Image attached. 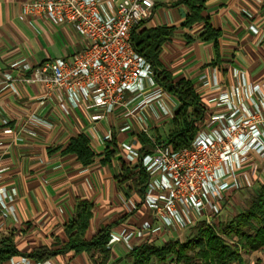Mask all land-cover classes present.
<instances>
[{
	"label": "crops",
	"instance_id": "0c3cea01",
	"mask_svg": "<svg viewBox=\"0 0 264 264\" xmlns=\"http://www.w3.org/2000/svg\"><path fill=\"white\" fill-rule=\"evenodd\" d=\"M25 1L0 0V78L5 73L12 76L18 73L8 67L10 62L33 65L58 56L70 58L84 46L78 35L71 47L66 46L62 52L52 50L53 24H66L76 31L70 24L50 23L43 17L21 18ZM114 1L104 3L111 8ZM152 1L153 7L138 23L141 28L173 27L171 36L162 44L159 60L174 81L185 79L192 83L205 110L202 124L209 114L225 110L223 105L208 101L211 97L229 93L242 83L264 84V0H206L202 15L219 31L216 45L199 37L203 22L182 26L187 7L181 0ZM34 32H43L48 45L38 38L35 42ZM214 77L216 85L212 84ZM158 88L161 95L143 108L129 112L139 96L130 102L128 109H116L96 121L91 114L97 109L81 99L68 103L62 97L64 108L54 97L46 96L40 102L43 88L39 84L14 82L9 87L0 86V192L5 193L2 201L8 206L3 207L0 201V238L12 235L21 253L39 246L59 249L66 241L64 226L80 200L94 205L84 234L87 240L113 222L116 223L110 231L122 225L139 226L150 219L151 211L143 198L130 185L119 184L116 175L121 173V160L129 166L137 164L136 160L125 159L120 148L122 142L131 143L139 151L145 147L141 136L152 144L150 149L164 144L170 120L180 103L157 82L153 86L146 83L143 94ZM137 116L145 127L143 132L134 122ZM125 123H130L131 129L119 131ZM109 131L119 151L109 163H102L106 143L101 137ZM79 134L88 138L95 152L89 165L81 164L74 154L63 152L70 139ZM250 160L237 172L238 186L227 191L253 184L259 161L264 158L250 155ZM244 171L252 182L250 185L245 184ZM107 248L110 259L119 258L113 247ZM117 248L124 253L122 247ZM21 255L25 254L14 256ZM48 259L53 264H103L97 251L67 250Z\"/></svg>",
	"mask_w": 264,
	"mask_h": 264
},
{
	"label": "built area",
	"instance_id": "2783aa9c",
	"mask_svg": "<svg viewBox=\"0 0 264 264\" xmlns=\"http://www.w3.org/2000/svg\"><path fill=\"white\" fill-rule=\"evenodd\" d=\"M152 7V0H115L111 8L104 0L25 1L21 18L34 15L70 24L84 46L70 58L56 57L33 65L10 62L8 67L18 73H5L0 78L1 88L14 82L39 84L43 88L40 102L46 96L59 103L62 97L68 103L81 99L97 109L91 114L96 121L116 109H128L139 96L129 112L143 108L160 96L161 90L143 94L146 83L153 86L156 81L151 63L134 50L130 31ZM217 82L214 77L212 84ZM208 101L223 105L225 110L209 114L187 147L173 150L162 144L141 153L131 143H121L125 159L136 160L147 174L143 200L151 218L139 226L111 230L107 247L118 245L127 251L141 241L185 229L197 221L210 224L222 211L226 191L238 186L237 172L251 161L250 155L264 158V84L242 83ZM134 122L139 131H145L140 116ZM131 126L125 123L119 131ZM111 138L110 131L101 137L103 141ZM246 174L244 171L245 184L250 185ZM4 196L1 191L0 201L8 208ZM0 264L53 263L21 255L2 259Z\"/></svg>",
	"mask_w": 264,
	"mask_h": 264
},
{
	"label": "trees",
	"instance_id": "16d2710c",
	"mask_svg": "<svg viewBox=\"0 0 264 264\" xmlns=\"http://www.w3.org/2000/svg\"><path fill=\"white\" fill-rule=\"evenodd\" d=\"M181 2L187 7L182 26L189 27L196 22H203L204 27L199 37L204 41L212 40L216 45L219 31L214 29L209 20L202 15L206 0H181ZM140 26L138 23L130 31V41L134 50L151 63L155 81L165 91L174 95L180 103L170 120L168 135L162 141L171 149L179 150L187 147L199 130L198 126L203 120L205 110L192 83L185 79L174 81L171 73L159 60L162 44L171 36L173 27L141 28ZM140 140L145 145L141 153L148 152L152 144L144 136H141ZM105 143L101 162L109 163L119 149L114 139ZM63 152L74 154L83 165H89L95 157V152L84 134L72 137ZM116 179L119 184L130 185L129 188H134L138 197L143 198L147 174L138 162L129 166L121 160V173L116 175ZM93 207L90 201H78L71 219L64 226L66 241L61 248L48 249L39 246L28 253H21L16 249L12 235H9L0 238V260L20 254L42 260L57 253L73 250L75 253L97 251L102 256V263H106L110 255L106 244L110 228L116 222L103 226L90 239H85L84 234ZM191 226L194 229L192 235L183 241L175 239L155 243V239H147L124 251L130 261L128 264H161L166 260L176 264H202V262L243 264L242 253L264 248V183L259 184L249 199H246L245 206L227 220L219 221L213 226L204 221H197Z\"/></svg>",
	"mask_w": 264,
	"mask_h": 264
},
{
	"label": "rangeland",
	"instance_id": "374dc122",
	"mask_svg": "<svg viewBox=\"0 0 264 264\" xmlns=\"http://www.w3.org/2000/svg\"><path fill=\"white\" fill-rule=\"evenodd\" d=\"M50 21V20H49ZM52 23V21H50ZM53 24L52 27V39L54 41V45L52 46V50L61 51L66 47H71L73 42H75V39L78 37V34L73 32L68 25L62 24V25H55ZM33 39L36 42V39L38 38L39 41L43 42L44 45H48L44 40V33L40 32L39 34L34 32ZM61 57V56H58ZM204 124V123H203ZM202 122L199 123L198 129H200L203 126ZM254 182L250 186L234 189L231 191H227L223 197V201H221L222 205V211L218 216H216L209 225L213 226L217 224L219 221L227 220L229 217L235 215L239 210H241L245 206L246 199H249V197L253 194V190L256 189V187L259 184L264 183V161H259L258 171L254 174ZM194 229L193 227L189 226L185 229H179L167 234H162L160 236H157L155 238V243H161L163 241L167 240H184L189 235H192ZM114 252L119 253V258H112L108 259L106 263L104 264H128L130 261L125 256V252L121 253L120 250L115 245ZM242 260L243 264H262L264 263V248L260 250H254L250 253H242ZM156 264V263H152ZM161 264H176L173 261L166 260V262ZM202 264H214L213 262H206Z\"/></svg>",
	"mask_w": 264,
	"mask_h": 264
}]
</instances>
